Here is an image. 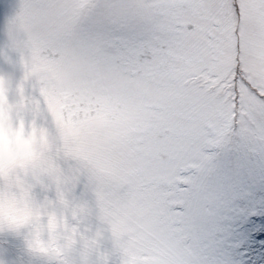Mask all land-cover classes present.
Segmentation results:
<instances>
[{
    "label": "snow or ice",
    "instance_id": "snow-or-ice-1",
    "mask_svg": "<svg viewBox=\"0 0 264 264\" xmlns=\"http://www.w3.org/2000/svg\"><path fill=\"white\" fill-rule=\"evenodd\" d=\"M23 118L72 264H264V0H16L0 133Z\"/></svg>",
    "mask_w": 264,
    "mask_h": 264
},
{
    "label": "clouds",
    "instance_id": "clouds-1",
    "mask_svg": "<svg viewBox=\"0 0 264 264\" xmlns=\"http://www.w3.org/2000/svg\"><path fill=\"white\" fill-rule=\"evenodd\" d=\"M23 121V137L0 133V264H72L79 232L69 210L48 194L50 151L41 125Z\"/></svg>",
    "mask_w": 264,
    "mask_h": 264
},
{
    "label": "rangeland",
    "instance_id": "rangeland-1",
    "mask_svg": "<svg viewBox=\"0 0 264 264\" xmlns=\"http://www.w3.org/2000/svg\"><path fill=\"white\" fill-rule=\"evenodd\" d=\"M16 0H0V37L4 34V28L9 14L13 10Z\"/></svg>",
    "mask_w": 264,
    "mask_h": 264
}]
</instances>
